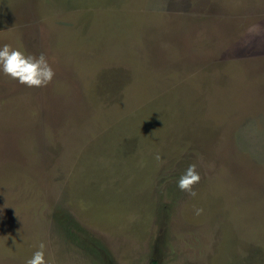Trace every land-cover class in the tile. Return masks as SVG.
Segmentation results:
<instances>
[{
	"label": "rangeland",
	"instance_id": "obj_1",
	"mask_svg": "<svg viewBox=\"0 0 264 264\" xmlns=\"http://www.w3.org/2000/svg\"><path fill=\"white\" fill-rule=\"evenodd\" d=\"M5 44L54 76L0 73V264H264V0H0Z\"/></svg>",
	"mask_w": 264,
	"mask_h": 264
},
{
	"label": "clouds",
	"instance_id": "obj_2",
	"mask_svg": "<svg viewBox=\"0 0 264 264\" xmlns=\"http://www.w3.org/2000/svg\"><path fill=\"white\" fill-rule=\"evenodd\" d=\"M0 73L17 80L20 84L28 87H43L51 82L54 71L43 54L39 57L26 55L19 49H14L5 44L0 47ZM200 180L199 173L194 164L189 165L177 181V187L181 191H187L190 195H195L192 191V185ZM201 209H196L199 214ZM26 264H47L43 251V245L40 250L33 253L32 257L26 261Z\"/></svg>",
	"mask_w": 264,
	"mask_h": 264
}]
</instances>
